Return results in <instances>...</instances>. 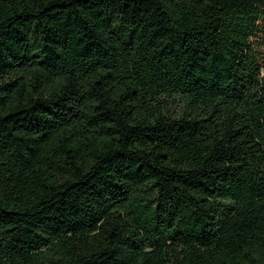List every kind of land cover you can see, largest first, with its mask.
Wrapping results in <instances>:
<instances>
[{
	"label": "trees",
	"instance_id": "1",
	"mask_svg": "<svg viewBox=\"0 0 264 264\" xmlns=\"http://www.w3.org/2000/svg\"><path fill=\"white\" fill-rule=\"evenodd\" d=\"M0 264H264V0H0Z\"/></svg>",
	"mask_w": 264,
	"mask_h": 264
},
{
	"label": "rangeland",
	"instance_id": "2",
	"mask_svg": "<svg viewBox=\"0 0 264 264\" xmlns=\"http://www.w3.org/2000/svg\"><path fill=\"white\" fill-rule=\"evenodd\" d=\"M172 110V109H171ZM174 111H175V109H174Z\"/></svg>",
	"mask_w": 264,
	"mask_h": 264
}]
</instances>
